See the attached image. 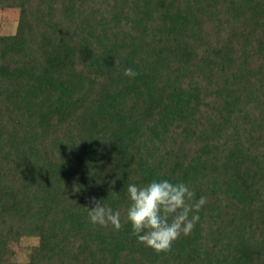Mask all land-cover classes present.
<instances>
[{
  "label": "trees",
  "instance_id": "16d2710c",
  "mask_svg": "<svg viewBox=\"0 0 264 264\" xmlns=\"http://www.w3.org/2000/svg\"><path fill=\"white\" fill-rule=\"evenodd\" d=\"M5 9L17 19L0 34V264H264V0ZM153 180L206 197L159 255L123 220L128 185ZM93 199L121 211V230L90 224Z\"/></svg>",
  "mask_w": 264,
  "mask_h": 264
},
{
  "label": "clouds",
  "instance_id": "9594fccd",
  "mask_svg": "<svg viewBox=\"0 0 264 264\" xmlns=\"http://www.w3.org/2000/svg\"><path fill=\"white\" fill-rule=\"evenodd\" d=\"M124 75L134 77L135 73L127 68ZM194 197V191L183 182L174 184L168 180H153L143 186L129 184L124 223L130 225V234L139 244L157 255L168 253L173 243L182 235H190L199 221L198 213L205 205L206 197L201 196L199 200ZM92 204L91 208H85L91 225L121 230L120 210L114 211L95 199Z\"/></svg>",
  "mask_w": 264,
  "mask_h": 264
},
{
  "label": "rangeland",
  "instance_id": "374dc122",
  "mask_svg": "<svg viewBox=\"0 0 264 264\" xmlns=\"http://www.w3.org/2000/svg\"><path fill=\"white\" fill-rule=\"evenodd\" d=\"M17 11L15 9L0 10V34L10 35L16 27ZM37 238H22L18 243L12 245L13 254L19 261H25L30 248L36 245Z\"/></svg>",
  "mask_w": 264,
  "mask_h": 264
}]
</instances>
